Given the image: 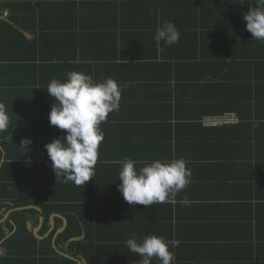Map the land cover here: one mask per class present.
Here are the masks:
<instances>
[{
    "label": "crops",
    "instance_id": "1",
    "mask_svg": "<svg viewBox=\"0 0 264 264\" xmlns=\"http://www.w3.org/2000/svg\"><path fill=\"white\" fill-rule=\"evenodd\" d=\"M33 2L27 37L42 44V27L49 33L61 27L64 39L49 43L55 45L50 55L61 59L15 67L9 75L15 86L8 127L0 132L1 223L13 211L55 210L46 227L42 214L38 226L29 221L32 232L23 236L39 244L52 237L56 249L70 222L72 243L88 248L83 264H138L140 257L125 245L133 232L138 241L149 235L178 240L174 264H264V43L253 39L243 19L254 0ZM165 20L180 39L161 42V51L154 36ZM71 71L95 82L112 78L122 89L119 110L100 125L95 175L84 186L57 180L45 149L66 135L49 124L54 98L46 88ZM224 111L236 112L241 123L200 126L204 116ZM124 157L183 158L190 183L173 202L130 205L117 189L114 162ZM184 197L187 204L180 203ZM16 201L31 204L7 212Z\"/></svg>",
    "mask_w": 264,
    "mask_h": 264
},
{
    "label": "clouds",
    "instance_id": "2",
    "mask_svg": "<svg viewBox=\"0 0 264 264\" xmlns=\"http://www.w3.org/2000/svg\"><path fill=\"white\" fill-rule=\"evenodd\" d=\"M254 4L256 6L250 7L243 16L246 31L254 40L264 43V0H254ZM179 39V30L169 20L157 27L154 36L157 48L161 51V42L164 46H171L178 43ZM66 76L63 82L51 80L46 88L47 93L54 98L49 124L66 135L54 138L45 145V149L57 180L62 178V183L72 182L76 186H84L95 175L98 149L104 140L100 125L107 122L110 113L119 110L122 89L112 78L95 82L91 75L77 71L68 72ZM8 123L5 105L0 103V132L7 129ZM30 143L29 140L22 141V145ZM114 163L120 166L117 189L130 205L149 207L173 202L177 194L190 183L191 171L183 158L149 162L124 157ZM180 203L187 204V197ZM179 243L178 240H166L156 235L145 236L138 241L135 232L125 241L128 250L140 257L138 264H151L153 258L159 264H174L175 253L172 249L178 247Z\"/></svg>",
    "mask_w": 264,
    "mask_h": 264
},
{
    "label": "trees",
    "instance_id": "3",
    "mask_svg": "<svg viewBox=\"0 0 264 264\" xmlns=\"http://www.w3.org/2000/svg\"><path fill=\"white\" fill-rule=\"evenodd\" d=\"M33 1L35 0H0V69L4 71L0 73V103H3L5 108H7L8 97L14 94L15 83L9 76L14 74L13 68L33 69L42 64L43 60L51 62L61 59L60 56L50 55L55 45L51 46L49 43L59 42L64 39L63 28L58 27L51 31L52 33H49L48 27L46 29L41 28L40 36L42 41L47 42L46 54L43 51V42L41 44L38 38L29 39L27 37L28 29L26 24L30 23L31 17L35 16L31 10V8H35ZM252 7H255L254 2ZM5 13H8V17L4 20L2 18H4ZM51 67H54L53 63H48V70L54 69ZM228 112L236 113L234 111H224L213 115ZM30 204L31 202L16 201L7 207V212L8 210L26 207ZM2 207L4 205L0 204V208ZM42 208L43 213L31 209L13 211L8 220L0 223V246L6 250V255L0 258V264H43L45 262L51 264H78L76 261L83 264L86 261L88 262V248L83 244L72 243L75 236L70 222H68L66 229L59 234L56 249L51 245L52 237L45 244H39L34 236H31V240H26L23 236L24 233L32 232L29 221L35 220L34 226H38L42 214L45 218L46 227L50 221L49 214L51 215L52 212L57 213L55 210L51 211L45 207ZM2 218H4V214H0V220ZM12 222L17 226L16 230H14L15 227ZM58 222L60 221L57 220V224ZM59 227L57 225L56 230ZM46 248H49L50 251L46 252ZM59 253L65 254L69 258H64L58 255Z\"/></svg>",
    "mask_w": 264,
    "mask_h": 264
},
{
    "label": "built area",
    "instance_id": "4",
    "mask_svg": "<svg viewBox=\"0 0 264 264\" xmlns=\"http://www.w3.org/2000/svg\"><path fill=\"white\" fill-rule=\"evenodd\" d=\"M240 123L241 118L233 112H228L220 115H207L204 116L200 121L201 126L206 129L236 126ZM5 254V249L0 246V258L4 257Z\"/></svg>",
    "mask_w": 264,
    "mask_h": 264
},
{
    "label": "water",
    "instance_id": "5",
    "mask_svg": "<svg viewBox=\"0 0 264 264\" xmlns=\"http://www.w3.org/2000/svg\"><path fill=\"white\" fill-rule=\"evenodd\" d=\"M0 223H1V221H0ZM78 264H81V263H78Z\"/></svg>",
    "mask_w": 264,
    "mask_h": 264
}]
</instances>
